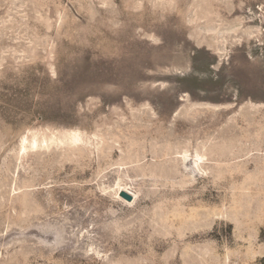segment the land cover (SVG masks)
<instances>
[{
    "label": "rangeland",
    "instance_id": "rangeland-1",
    "mask_svg": "<svg viewBox=\"0 0 264 264\" xmlns=\"http://www.w3.org/2000/svg\"><path fill=\"white\" fill-rule=\"evenodd\" d=\"M0 264H264V0H0Z\"/></svg>",
    "mask_w": 264,
    "mask_h": 264
},
{
    "label": "bare ground",
    "instance_id": "bare-ground-1",
    "mask_svg": "<svg viewBox=\"0 0 264 264\" xmlns=\"http://www.w3.org/2000/svg\"><path fill=\"white\" fill-rule=\"evenodd\" d=\"M113 190L115 191V194L118 196V197H121V193L122 192H126V193H128L129 195H131L132 197H133V202H129V201H127V200H125L126 201V203L128 204V205H133L134 203H136V201H137V195L134 193V192H132L131 191V189L128 187V186H125V185H122L121 184V180H117L116 182H115V184H114V186H113ZM124 199V198H123Z\"/></svg>",
    "mask_w": 264,
    "mask_h": 264
},
{
    "label": "water",
    "instance_id": "water-1",
    "mask_svg": "<svg viewBox=\"0 0 264 264\" xmlns=\"http://www.w3.org/2000/svg\"><path fill=\"white\" fill-rule=\"evenodd\" d=\"M121 197L124 198L125 200L129 201V202H131L133 200V197L126 192H122Z\"/></svg>",
    "mask_w": 264,
    "mask_h": 264
}]
</instances>
